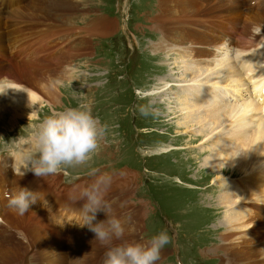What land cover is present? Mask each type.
Wrapping results in <instances>:
<instances>
[{
    "label": "rangeland",
    "instance_id": "rangeland-1",
    "mask_svg": "<svg viewBox=\"0 0 264 264\" xmlns=\"http://www.w3.org/2000/svg\"><path fill=\"white\" fill-rule=\"evenodd\" d=\"M78 1L75 2L76 13L64 21H71L67 25L34 31L27 30L25 25H18L23 22L19 16L9 17L10 19L4 17L2 20L9 23L17 20L16 29L0 21V24L5 25L0 28H6L9 32L18 30L22 35L20 40L16 39L17 44L9 46L6 41L4 45L7 47L0 45V79L31 85H38L42 81L53 92L36 88L38 90L34 92L38 93L45 105L39 109L38 118L22 120L13 132L5 126L9 120L8 115L1 120L0 157L4 160V166H0V169L9 170L10 181L7 188L0 189V216L3 218L0 224L5 228L6 234H15L16 241L20 240L17 243L33 246H28V250L24 251L23 257L27 258L25 264H55L48 258L50 255L44 256L42 251L37 252L39 242L35 240V237L38 238L36 233L52 238V231L46 225L63 228L68 232L67 239L64 238L65 244L58 247L57 252L72 249L79 245V242L72 240L88 233L93 234L87 226L82 228L77 223L78 219H69L72 214L70 210H79L83 204L80 201L82 190L100 182L104 197L105 192L111 193L129 181H137V188L127 196L129 199H126V204L131 211L136 204L138 206L135 210H142L138 239H150L165 230L163 218H168L175 224L171 230L170 243L161 250L159 264H179V261L183 264H221L222 260L226 264L222 250L214 254V250L221 248L220 238L224 233V228L219 226L223 213L222 216L218 214L220 210L214 204L215 199L211 203L212 197L215 198L217 193H212V189L207 190L209 185L218 188L217 184H213L214 174L199 168L202 158L199 156L198 161L195 157L202 144L192 142L190 147L184 144L189 134L177 127V122H181L182 118L178 116L175 119L167 115L170 110L177 112L182 107L177 98L169 99L173 91H167L163 97L162 92H158V85L163 80L172 84V90L179 89L178 83L174 82L177 79L174 78L180 76L181 70L177 66L181 62H175L173 56H156L152 45L158 44L173 29L178 33L176 38L184 39H181L182 42L196 43L187 47L195 53L207 52L203 47H209V51L215 50L213 47L218 43H225L224 56L228 55L235 43L249 47L254 41L252 38L259 35H255L251 16L238 10L245 2L211 0L212 4L219 5L221 9L224 6L228 8L205 15L200 10L207 9L204 6L206 0H176L174 5L167 6L169 11L164 10L157 0ZM177 2H180L179 6ZM260 4L261 2L255 7L259 8ZM244 5L250 10L248 3ZM33 27L37 29L36 25ZM220 35H223L221 40ZM215 47L219 49L217 52L223 53L219 46ZM4 48L6 51L1 54ZM179 60L182 58L179 57ZM238 95L241 97L243 94L239 92ZM134 98H138L134 110L138 117L137 128H133L129 120L133 114L131 108L129 110V103ZM134 103L135 100L132 101ZM80 105H89L93 115L101 123L108 125L107 135L89 161L45 177H36L32 172L18 175L17 169L15 173L10 166L12 163L6 165L17 152L24 153L20 155L23 159L28 154L23 150L29 151L35 124L54 111ZM141 108H146L147 114H142ZM93 170L95 175L92 174ZM263 173L258 175L260 185L264 184ZM27 177L33 180L36 190L42 192L43 202L39 198L35 202L42 215L34 209L19 215L8 205L9 198L5 194L8 192L11 195L10 190L17 189L16 184L20 186ZM222 181L224 180L219 183L224 185L225 182ZM232 181H237V178ZM196 184L202 188L190 190L187 186ZM32 189L30 187L29 190ZM249 192L253 193L252 190ZM251 203L252 200L246 205ZM260 213L263 214L264 210ZM61 217H65L67 221ZM120 220L125 221L124 218ZM44 228L49 233L44 232ZM176 229L179 237L175 234ZM124 234L126 236V232ZM244 248L248 249L246 245ZM65 252L60 253L68 257H74L77 253L73 250L72 253L67 250ZM103 252L99 254L100 264Z\"/></svg>",
    "mask_w": 264,
    "mask_h": 264
},
{
    "label": "bare ground",
    "instance_id": "bare-ground-1",
    "mask_svg": "<svg viewBox=\"0 0 264 264\" xmlns=\"http://www.w3.org/2000/svg\"><path fill=\"white\" fill-rule=\"evenodd\" d=\"M14 1L16 0H11V2ZM157 1L164 10L168 11L167 6L174 5L176 2V0ZM252 1L254 0H246L250 6L247 16H251L250 20L253 29H255V35L259 36L252 38L254 41L250 45L248 44L249 47L235 43L229 49L228 55L224 56L223 47L225 43H218L219 45L216 44L213 47L215 50L209 51V47H203V50L207 52L195 53L187 47L196 43L182 42V38H176L178 33L172 28L170 29L173 31L169 30L158 44L152 45V50L156 56L162 55L164 58L173 56L175 62H181V65L177 66L181 70L180 76L174 78V80L177 79L174 82L178 83L179 89L172 90V84L163 80L158 85V92L161 91V97H163L166 96L167 91H173L171 93L173 95L170 94L171 98L169 99L177 98L182 107L177 112L170 110L167 115L169 114V117L175 119L178 116L182 118L181 122L177 119V127L186 132L185 134H189V138H191H188L184 144H188L189 147L192 146V142L202 144L199 145V151L195 158L198 161L201 160L199 164L201 170L204 169L206 172L214 174L215 182L213 184H217L218 188L209 185L207 190L211 191L212 189V193H217L215 198L210 199L211 203L215 199L214 204L220 210L218 214L220 213L222 216L223 213L219 226L224 228V233L220 238L221 248L214 250V254H218L222 250L224 259L227 261L226 264H264V253L260 251L264 249V213H260L264 210V184L260 185L258 182V175L264 172V2H261L259 8H256L251 5ZM17 2L15 4L19 5L18 9L9 13L8 17L19 16L23 22L18 24L14 18L15 21H11L10 27L27 25V30L37 31L51 26L67 25L71 21H64L68 20V17L70 18L74 12L76 13V0H17ZM204 3L207 9H201L200 12H204L205 15L218 12L221 9L219 5L212 4L211 0H206ZM177 4L179 6L180 2ZM224 7L223 9L228 8ZM243 7L246 8L245 5ZM243 7L240 6L238 10L243 11ZM3 14L0 10V19H3L1 17ZM7 25L9 23H6ZM35 25L37 29L33 27ZM20 33L21 31L18 30H10L9 35H6V31L0 28V45L7 42L9 46L10 44H17L16 39L19 38L20 40L22 36ZM219 37L221 40L223 35ZM182 40L184 41V39ZM230 41H232L231 38ZM215 46H219L223 53L217 52L216 50L219 49H216ZM5 51L4 48L1 54H4ZM179 57L182 60H179ZM0 81L7 82L15 88L8 89L6 94H0V123H2V118L8 115L9 120L5 126L12 132L22 120L30 121V119L36 118L39 109L45 105L42 98L34 91L39 89L40 91L49 92L50 90L52 92L50 86L42 83V81L37 83L38 85H34V83L32 85L24 83V85L6 79H0ZM239 92L243 94L241 97L238 95ZM242 98H246V100ZM23 151L28 152L26 149ZM199 156L202 159L199 160ZM23 160V157L16 155L14 160L10 162L12 165L15 163L18 174L24 171ZM262 176L264 177V173ZM236 178L237 181L233 182L232 180ZM221 180H224L222 181L225 182L224 185L219 183ZM136 184L137 181H129L128 184L121 185L120 189H115L111 193L105 192L104 199L111 205L113 216L118 219L124 218L125 221L122 222V225L126 232L125 239L138 241L142 210L136 211L135 207L138 206L136 204L131 211L126 204L127 196H130V193L137 188ZM198 184L187 186L190 190L196 187L201 189L202 186L200 187ZM249 190H252L253 193H250ZM32 191L35 192L34 189ZM36 194L39 196L38 193ZM251 200L253 203L246 205ZM35 204L33 205L35 206ZM39 209L38 205L35 206L37 212H40ZM106 219L105 212H102L100 220ZM36 236L38 238L35 237V240L39 242L37 252L42 251L44 256L50 255L48 258H51L55 264H72L73 262L75 264H98L99 254L105 250L95 242L94 234L79 235L81 236L79 239L72 240L77 237L76 234V237L70 240L79 242V245L59 252H57V248L65 244L63 243L64 238L57 234H52V238L37 233ZM18 241L20 240L18 239ZM18 241H16L15 234H6L5 228L2 224L0 225V264L26 263L27 258L23 257L24 251L28 250V246H33L31 244L22 245L17 243ZM245 245L248 249L244 248ZM213 246L216 245L213 244ZM66 250L71 253L72 250L77 251V253L74 254V257L60 253H66ZM71 255L73 256V254ZM159 263L161 260L155 262V264ZM220 263L225 264L223 260Z\"/></svg>",
    "mask_w": 264,
    "mask_h": 264
},
{
    "label": "clouds",
    "instance_id": "clouds-1",
    "mask_svg": "<svg viewBox=\"0 0 264 264\" xmlns=\"http://www.w3.org/2000/svg\"><path fill=\"white\" fill-rule=\"evenodd\" d=\"M8 89L15 88L0 81V94H6ZM141 113L147 114V109L141 108ZM107 132L108 125L93 115L89 105L54 111L33 126L21 175L32 172L36 177H45L67 167L83 165L98 151ZM12 168L16 172L15 163ZM92 174L95 175V170ZM38 198L36 192L19 188L9 197L8 205L23 215ZM80 201H83L81 226L86 225L94 234L95 242L105 249L101 264H155L160 260L161 250L171 240L167 229L146 240L125 239L122 222L111 214V205L102 195L100 182L83 189ZM98 211H104L107 219L93 223ZM260 251L264 253V249Z\"/></svg>",
    "mask_w": 264,
    "mask_h": 264
}]
</instances>
